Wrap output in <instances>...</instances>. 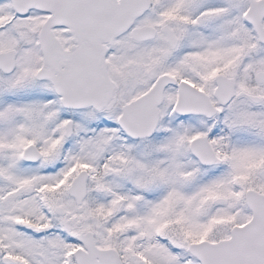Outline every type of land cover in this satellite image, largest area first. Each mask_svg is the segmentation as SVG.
I'll return each instance as SVG.
<instances>
[{"label":"snow or ice","instance_id":"6c2138e0","mask_svg":"<svg viewBox=\"0 0 264 264\" xmlns=\"http://www.w3.org/2000/svg\"><path fill=\"white\" fill-rule=\"evenodd\" d=\"M0 264H264V0H0Z\"/></svg>","mask_w":264,"mask_h":264}]
</instances>
